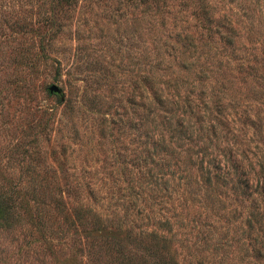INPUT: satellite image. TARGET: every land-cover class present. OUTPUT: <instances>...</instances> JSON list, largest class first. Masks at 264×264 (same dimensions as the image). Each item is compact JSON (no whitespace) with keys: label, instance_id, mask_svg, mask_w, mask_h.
I'll return each instance as SVG.
<instances>
[{"label":"rangeland","instance_id":"obj_1","mask_svg":"<svg viewBox=\"0 0 264 264\" xmlns=\"http://www.w3.org/2000/svg\"><path fill=\"white\" fill-rule=\"evenodd\" d=\"M0 197V264H264V0H0Z\"/></svg>","mask_w":264,"mask_h":264},{"label":"trees","instance_id":"obj_2","mask_svg":"<svg viewBox=\"0 0 264 264\" xmlns=\"http://www.w3.org/2000/svg\"><path fill=\"white\" fill-rule=\"evenodd\" d=\"M145 111H147V113H151L152 110L151 109H145ZM154 148V143H152V149ZM172 151V148H171ZM171 154V153H169ZM154 155L150 154L148 155V150H146V155H144V160H146L147 158H149V160H151L150 162H153V157ZM214 175L216 176L218 179H220V182L223 183V185L229 183L227 182L228 180V175L229 171L226 168L221 169L220 167L215 168L214 167ZM205 171V170H204ZM206 172H209V170H206ZM159 179H161L160 181V185H162L164 191L167 190L168 188V181L165 177H163L162 175L158 176ZM207 180H210V178ZM239 183L241 182H232L231 186L232 188L234 186H241ZM158 185V184H157ZM241 187H246L245 186H241ZM163 198V197H162ZM162 198L160 200H162ZM7 210H6V202H5V198H1L0 197V216L3 217L6 214ZM100 236L102 237V234H100ZM151 244L148 245V247L144 246L143 249L148 251L147 254H149L150 256H157V259L152 263V264H174V261L171 259V257H169V254L166 251V245L168 241H165V239L163 238V240L161 241H150ZM121 249V247H119ZM165 251V253L163 252Z\"/></svg>","mask_w":264,"mask_h":264},{"label":"water","instance_id":"obj_3","mask_svg":"<svg viewBox=\"0 0 264 264\" xmlns=\"http://www.w3.org/2000/svg\"><path fill=\"white\" fill-rule=\"evenodd\" d=\"M49 91H50V92H58L59 90H58V88H57L56 86L52 85V86L49 88Z\"/></svg>","mask_w":264,"mask_h":264}]
</instances>
